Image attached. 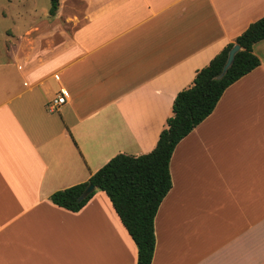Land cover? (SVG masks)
<instances>
[{
  "label": "crops",
  "instance_id": "1",
  "mask_svg": "<svg viewBox=\"0 0 264 264\" xmlns=\"http://www.w3.org/2000/svg\"><path fill=\"white\" fill-rule=\"evenodd\" d=\"M42 16L0 49V264H136L104 192L78 212L49 197L152 151L177 93L264 0H58ZM252 49L260 65L173 150L151 264H264V40Z\"/></svg>",
  "mask_w": 264,
  "mask_h": 264
},
{
  "label": "trees",
  "instance_id": "2",
  "mask_svg": "<svg viewBox=\"0 0 264 264\" xmlns=\"http://www.w3.org/2000/svg\"><path fill=\"white\" fill-rule=\"evenodd\" d=\"M54 15L58 0H49ZM264 40V16L250 23L232 43L227 44L209 63L196 71L192 83L175 96L166 128L149 153L139 156L118 154L96 171L88 181L52 193L56 206L78 212L94 195L79 200L88 185L109 199L120 222L137 248L136 264H151L155 237L153 222L163 198L171 188L168 164L176 144L214 110L222 93L234 82L260 65L253 45ZM240 49L226 73L219 77L228 51Z\"/></svg>",
  "mask_w": 264,
  "mask_h": 264
},
{
  "label": "rangeland",
  "instance_id": "3",
  "mask_svg": "<svg viewBox=\"0 0 264 264\" xmlns=\"http://www.w3.org/2000/svg\"><path fill=\"white\" fill-rule=\"evenodd\" d=\"M49 7V0H0V49L10 36L8 32L19 38L21 29L32 21L42 19V12ZM56 114L54 112L53 115Z\"/></svg>",
  "mask_w": 264,
  "mask_h": 264
},
{
  "label": "water",
  "instance_id": "4",
  "mask_svg": "<svg viewBox=\"0 0 264 264\" xmlns=\"http://www.w3.org/2000/svg\"><path fill=\"white\" fill-rule=\"evenodd\" d=\"M240 47L235 44L233 45V47L228 51V55H227V59H226V62L225 64L223 65V68H222V72L221 74L219 75V77H222L227 69L231 66L233 60H234V55L237 51H239ZM94 190V186L93 185H88L85 190L83 191V193L80 195L79 197V200H82L84 197H86L89 193L93 192Z\"/></svg>",
  "mask_w": 264,
  "mask_h": 264
},
{
  "label": "built area",
  "instance_id": "5",
  "mask_svg": "<svg viewBox=\"0 0 264 264\" xmlns=\"http://www.w3.org/2000/svg\"><path fill=\"white\" fill-rule=\"evenodd\" d=\"M66 98H67V94L65 92L61 91L51 101V103L49 104L48 110L51 112L54 111L55 109L60 107L62 104H64Z\"/></svg>",
  "mask_w": 264,
  "mask_h": 264
}]
</instances>
